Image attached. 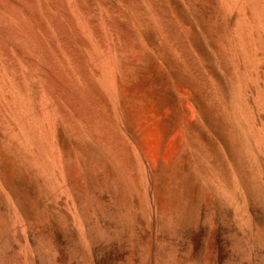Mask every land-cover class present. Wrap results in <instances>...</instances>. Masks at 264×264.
Listing matches in <instances>:
<instances>
[{
    "label": "bare ground",
    "instance_id": "obj_1",
    "mask_svg": "<svg viewBox=\"0 0 264 264\" xmlns=\"http://www.w3.org/2000/svg\"><path fill=\"white\" fill-rule=\"evenodd\" d=\"M124 134V139L130 135L133 140L131 157H141L146 163L148 173L142 174V183L148 185L146 194L151 186L160 212L155 211L163 214L173 234L182 227L183 236L194 190L199 189L200 197L212 201L234 227L233 255L226 264H264V0H0V236L9 233L13 216L27 218L40 212L42 200L57 182L55 177L72 163H80L90 172L102 171L109 186L136 185L141 174L137 180L131 175ZM66 179L62 177L68 186L71 182L65 183ZM71 195L75 199L76 194ZM146 215V220L142 217L145 221ZM75 219L76 225L84 224L85 220L78 218L81 223L77 224ZM85 226L79 227V234L88 250L83 229L90 227ZM129 229L133 230L130 224ZM28 242V253L23 248L26 241L20 244V254L23 250L28 254L25 264H36L34 257L40 251L35 255ZM48 249L46 254L51 255ZM214 264H224L223 258L218 257Z\"/></svg>",
    "mask_w": 264,
    "mask_h": 264
},
{
    "label": "rangeland",
    "instance_id": "obj_2",
    "mask_svg": "<svg viewBox=\"0 0 264 264\" xmlns=\"http://www.w3.org/2000/svg\"><path fill=\"white\" fill-rule=\"evenodd\" d=\"M126 136V134H124L123 135V142L126 140L127 141V144L126 143H124V146L126 147V149H127V162L129 163V165H130V167H131V171H132V173H131V175H133L132 177H133V179H135V180H137V178H136V176L138 177V173L139 174H141V175H139V177H138V180H137V182H138V184H137V182H136V185L135 184H132V185H127V184H125L126 186H125V188L123 187H120V188H118V187H116L117 188V190H116V188L115 187H113V185L112 186H109V185H107V183H106V174L104 173H102V171H100L99 172V174L97 173V172H93L94 173V175H92L93 173L92 172H90V170H89V168L88 167H86L85 168V166H83L82 164H80V163H72L70 166H69V169L65 172V173H61V174H58L56 177H55V179H56V181L57 182H55V184H54V186H53V188H52V190L54 191V193H55V190H58L56 193H55V195H53L54 193H53V191L51 190V193L50 194H48L47 196H45L44 197V199L42 200L43 202H42V205H41V207L42 208H40V212L38 211V213L40 214H35V215H33V216H31V217H27V218H20L19 219V217H17V218H15L16 216H13L12 217V219H13V221L11 220V223H13V224H11L10 226H9V229H8V231H9V233H8V231H7V233L8 234H5L6 236H0V251H1V253H2V264H19V263H21V264H25L26 262V258H27V260H28V251H27V248L28 249H30L29 247H27V245H28V241H30V244H32V246L31 245H29V246H31V248H33V252H35L34 254L36 255V254H38L39 252L38 251H40V255L38 254L37 256H35L34 254V258H35V262H36V264H46L47 262V264H53V262H54V264H62V263H64V264H163L164 263V261H165V259H168L167 260V263H166V261H165V263L164 264H173V262H175L174 264H183V262H185L184 264H214L215 263V260L218 258V257H222L223 258V260H224V264H226V263H228V262H230L231 261V259H232V255H233V243H232V239H233V237H234V234H235V231H234V227L232 226V224H231V222L229 221L230 219L226 216V214L224 213V212H222L217 206H214L213 205V203H212V201H210V200H206V199H204V198H202V197H200L201 196V194H200V190L198 191L197 189H195L194 190V195L195 196H197V198L196 197H194V195H193V197H192V202H191V206L189 207V209H188V212H187V218H186V221L184 222V224H183V228H184V230H183V236H184V238L182 239L181 237H183L182 236V227L178 230V231H176L177 233H176V235H177V237L175 238V239H173L176 235H175V232H174V234H173V230L171 229L170 230V228L167 226V222H166V219H165V217L163 216V214H161V213H159L160 211H159V208H157L156 206H158L157 205V203H156V201H155V198L153 199V190H152V193H151V189H152V187L150 186L149 188H148V190L150 189V191H148V195L146 194V192H147V190H145V186H146V189H147V186L148 185H146L145 184V186H144V184L142 183V174L144 173V172H147V168H146V163L144 162V160H140V159H142L141 157H139L140 159H138V160H136V158H134V156H133V154H132V157H131V152H133L132 150H134V144H133V140H132V137L130 136V135H128L125 139H124V137ZM125 141V142H126ZM129 144V145H128ZM130 145H131V147H130ZM130 148V149H129ZM129 155H130V158H129ZM132 158V159H131ZM129 160V161H128ZM138 161V162H137ZM145 164H144V163ZM141 164H144V165H141ZM139 166V167H138ZM77 167V168H76ZM82 167V168H81ZM84 167V168H83ZM142 168H144V169H142ZM75 169H77V170H75ZM80 169H81V171H80ZM84 169V170H83ZM136 169V170H135ZM137 169H138V171H137ZM139 169H140V171H139ZM141 169H142V171H141ZM147 169V170H146ZM87 170H88V173H87ZM76 171V172H75ZM80 171V172H79ZM81 172H82V174H81ZM140 172H142V173H140ZM90 173V174H89ZM98 175H97V174ZM100 173L104 176H102V175H100ZM148 173V172H147ZM66 174V175H65ZM87 176H86V175ZM136 174V175H135ZM144 174H146V173H144ZM143 174V175H144ZM62 175V176H61ZM71 175V176H70ZM91 177H90V176ZM96 175V176H95ZM60 176H61V178H60ZM84 176V177H83ZM60 178V180L58 179V178ZM62 177L64 178V179H66L65 180V183L67 182V181H69V182H71V183H69L68 184V186H67V184L65 185L64 184V180L62 181ZM66 177V178H65ZM70 177H71V179H70ZM91 179H90V178ZM94 177H96V178H94ZM84 178H85V180H84ZM87 178V179H86ZM59 181H58V180ZM76 179H78L77 181H76ZM79 179H82V180H79ZM104 179V180H103ZM94 180V181H93ZM62 181V184L63 185H65V186H63V189L65 190V192L62 190V185H61V182ZM85 183H84V182ZM88 181H89V183H88ZM58 182L60 183V185H58ZM78 182H79V184H78ZM80 182H82V184H83V186H82V184L80 183ZM88 183V186H89V184L92 186L90 189L87 187V183ZM140 182H141V184H140ZM97 183V184H96ZM105 183V184H104ZM94 184H95V186H94ZM140 184V185H139ZM71 185V186H70ZM133 185H135V186H137V185H139V187H141V188H137V187H135V186H133ZM56 186H58V187H56ZM88 188L87 190H86V187ZM99 186H101V187H99ZM109 186V187H108ZM143 186V187H142ZM54 187H55V189H54ZM75 187V188H74ZM76 187H77V189H76ZM133 187V188H132ZM58 188V189H57ZM70 188V189H69ZM95 188V189H94ZM100 190L101 191V195H100V191L99 192H97L98 190ZM100 188V189H99ZM114 190H113V189ZM130 188V189H129ZM136 190H135V189ZM144 188V189H143ZM59 189H60V191H59ZM67 189L69 190L68 191V193H66L67 192ZM85 189V190H84ZM131 189H133L132 191H131ZM89 190V191H88ZM106 190V191H105ZM116 190V191H115ZM120 191V193H119V191ZM129 190V191H128ZM142 191V193L141 194H139L141 191ZM61 191H63V194H62V192ZM71 191V192H70ZM83 191V192H82ZM85 191H86V193H85ZM88 191V192H87ZM103 191V192H102ZM118 191V192H117ZM122 191V192H121ZM137 191H138V193H137ZM61 192V193H60ZM70 192V193H69ZM97 192V193H96ZM197 192V193H196ZM72 193H75L76 194V197H74L75 199H73L72 200V198H73V196L71 195ZM82 195H81V194ZM105 193H107V194H105ZM136 193H137V197L135 196L136 195ZM60 194V195H59ZM69 196L68 198H67V196ZM94 194V196H93V200L91 199L92 198V195ZM111 196H110V195ZM123 194H126V195H123ZM129 194V195H128ZM146 194V195H145ZM151 194H152V196H151ZM50 195H52V196H50ZM60 197V198H57L58 196ZM62 195H63V197H65V198H62ZM89 195V196H88ZM97 195V197H95ZM102 195H104V196H102ZM109 195V196H108ZM113 195V196H112ZM117 195V196H116ZM121 195V196H120ZM139 195V196H138ZM145 195V196H144ZM50 196V197H49ZM86 196V198H84ZM101 198H100V197ZM108 196V197H107ZM119 196V197H118ZM147 196V197H146ZM48 197H49V199H48ZM54 197H56V198H54ZM110 197H112V198H110ZM130 199H128V198ZM141 197L142 198V201L141 200H139V198ZM151 197V198H150ZM53 198V199H52ZM62 198V199H61ZM103 198V199H102ZM120 198V199H119ZM125 198H126V200H125ZM140 198V199H141ZM143 198H145V199H143ZM147 198H148V200H147ZM150 198V199H149ZM203 199V200H201V199ZM55 199V200H54ZM58 201H57V200ZM60 199L62 200V202L60 201ZM64 199V200H63ZM87 199H89V200H87ZM91 199V200H90ZM98 199V200H97ZM100 199V200H99ZM118 199H119V201H118ZM45 200V201H44ZM52 200H53V202L54 203H52ZM68 200V203L67 204H69L68 206H67V204H66V201ZM86 202H85V201ZM101 200H102V202H101ZM109 200V201H108ZM120 200H122V201H120ZM123 200H125V201H123ZM155 202H154V201ZM206 200V202H204ZM51 201V202H50ZM65 201V202H64ZM75 201V202H74ZM84 201V202H83ZM87 201H89L88 203L90 204H88L87 203ZM96 201V202H95ZM99 201V202H98ZM105 201V202H104ZM201 201V202H200ZM6 202V203H5ZM4 202V204H5V208H6V205H7V209H8V204H7V200ZM45 202V203H44ZM49 202L51 203V204H49ZM57 202H58V204H57ZM84 204H83V203ZM95 202V203H94ZM108 202V203H107ZM119 202V204L117 205V203ZM121 202V203H120ZM126 202V203H125ZM141 202V203H140ZM145 202V203H144ZM198 202V203H197ZM75 203H77V205L75 204ZM85 203H87L88 205H86ZM97 203V204H96ZM102 203H103V205H102ZM112 205H111V204ZM123 203V204H122ZM143 203H144V205L145 206H143L142 207V205H143ZM149 203H152V205L150 204V207H149ZM203 203H205L204 204V206H203ZM207 203V204H206ZM44 204V205H43ZM54 204V205H53ZM57 204V205H56ZM74 204V205H73ZM96 204V205H95ZM98 204H99V207L101 206V208H98L97 209V207H98ZM107 204V205H106ZM125 204L127 205L126 207L127 208H125ZM128 204H129V206H128ZM131 204V205H130ZM140 204H142V205H140ZM49 205V206H48ZM66 205V206H65ZM72 205V206H71ZM84 205V206H83ZM93 205V206H92ZM104 205H106L107 207L106 208H108V209H106L105 207H104ZM124 205V206H123ZM197 207H196V206ZM47 207V209H46V207ZM74 206V207H73ZM77 208H76V207ZM85 206H88V207H86L87 208V213H85V214H83L82 212H86V208H84ZM103 206V207H102ZM115 206V207H114ZM120 206V207H119ZM121 206H122V208H121ZM139 208H138V207ZM142 208H141V207ZM152 206H155V207H152ZM206 206H207V209H206ZM44 207H45V209H44ZM52 207H54V208H52ZM62 207V208H61ZM65 207V208H64ZM91 207H93V208H90ZM110 207V208H109ZM116 207H118V208H116ZM129 207V208H128ZM130 207H132V208H130ZM145 207H147V208H149L150 210H146L147 208H145ZM151 207L152 208H155L154 210L153 209H151ZM202 207V209H200ZM215 207V208H214ZM52 208V209H51ZM84 208V209H83ZM103 208H105V209H103ZM124 208V209H123ZM145 208V209H144ZM156 208L158 209L157 211H159V212H157V211H155L156 210ZM200 209V211H201V213L203 212V214H199V212L200 211H198L199 209ZM213 208V209H212ZM59 211L58 213L56 212L57 210ZM67 209H68V211H67ZM72 209V210H71ZM78 209V211H76ZM93 209V210H92ZM100 209V210H99ZM119 209V210H118ZM138 209V210H137ZM143 211H142V210ZM210 209V210H209ZM215 209V210H214ZM217 209V210H216ZM44 210V211H43ZM45 210H47V211H45ZM63 210V211H62ZM81 211V213H80V211ZM95 210V211H94ZM97 210V211H96ZM109 210V211H108ZM114 210V211H113ZM117 210H118V212H117ZM128 210V211H127ZM130 210V211H129ZM139 210H140V212H139ZM191 210H192V212H191ZM197 210V211H196ZM203 210V211H202ZM206 210V211H205ZM211 210H213V211H211ZM41 211H43V212H41ZM69 211H70V213H69ZM72 211H73V214H72ZM90 213H89V212ZM105 211V212H104ZM111 211V212H110ZM116 211V212H115ZM120 211V212H119ZM142 211V212H141ZM146 211H148V215H146ZM152 211L156 214H154V213H152ZM217 212V214H216V212ZM48 213L49 215L47 216V214L45 215V213ZM64 212V213H63ZM77 212L79 213L78 214V217H77ZM96 214H99V215H97V216H95L94 214L95 213ZM99 212V213H98ZM103 212L105 213V214H103ZM108 212V213H107ZM129 212V214H127ZM134 212H136V213H134ZM151 212V213H150ZM157 212V213H156ZM207 214H206V213ZM211 212H213V213H211ZM222 212V213H221ZM52 213V214H51ZM63 213V214H62ZM74 213H75V215H76V217H73L72 215H74ZM116 213V214H115ZM119 213V214H118ZM120 213H121V215H120ZM140 215H139V214ZM143 213L146 215V216H148V219H149V221L151 222L152 221V223L153 224H151L150 222V224L149 223H147L148 222V219H147V221H145L146 220V218L147 217H145V215H143ZM191 213V214H190ZM199 214V216H197L198 214ZM208 213H209V215H208ZM58 214V215H57ZM124 214V215H123ZM57 217H56V216ZM66 215V216H65ZM69 215V216H68ZM79 215H82L81 217H83L84 218V220L83 219H81L80 217H79ZM88 215V216H87ZM90 215H91V218H90ZM102 215V216H101ZM115 215V216H114ZM133 215H135L134 217H133ZM139 215V216H138ZM150 215H151V217H150ZM159 215V216H158ZM201 215V216H200ZM208 215V216H207ZM217 215V216H216ZM37 216H39V217H37ZM44 217V218H42V219H40V217ZM46 216V217H45ZM54 218H53V217ZM105 216H107V218L109 219V220H107V218H105ZM110 216V217H109ZM114 216V217H113ZM122 216H124V218L122 217ZM141 216V217H140ZM158 216V217H157ZM160 216H161V218H160ZM162 216L164 217V218H162ZM193 216V217H192ZM214 216V217H213ZM225 217V218H223V217ZM36 217H37V219H36ZM64 217V218H63ZM86 217V218H85ZM102 217H104V219L102 218ZM118 217V218H117ZM123 219V221L122 220H120L121 218ZM129 217H130V220H129ZM145 219H143V218ZM154 217V218H153ZM157 217V218H156ZM189 217V218H188ZM195 217V218H194ZM199 217V219H198V221H196L197 219L196 218H198ZM201 217V218H200ZM210 217V218H209ZM215 217H217V218H215ZM47 219V221L48 220H50V221H48L49 223H47V225L45 224L46 223V219ZM62 218V219H61ZM75 218H77V224H80L81 222H83L84 221V224H82V225H84L85 226V223H86V226H85V228L87 227H90V229L88 230V229H83V231L84 230H86L87 232H84V233H87V235L86 234H84V236L86 237V239L88 238V240H89V242L87 241V243L88 244H90L91 245V247H90V245H89V248H87L88 250H86V247L87 246H85V238L83 237L82 238V235L81 234H79V233H82V232H80V231H82L81 229H82V227H84V226H82L81 224V226L80 225H76V223H75ZM78 218L80 219V223H79V220H78ZM88 218V219H87ZM116 218H117V220H116ZM150 218H153L154 220H151ZM161 220H160V219ZM191 218H192V220H191ZM219 218H221V219H219ZM56 221H55V220ZM69 219V220H68ZM89 219L91 220V221H93L94 220V222H89ZM97 219H101L99 222L101 223V225H102V227L105 225V224H107V225H105L104 226V228H101L100 227V223L98 222V220ZM157 221H156V220ZM196 219V220H195ZM201 219V220H200ZM206 219V220H205ZM213 219V220H212ZM214 219L216 220L214 223H213V221H214ZM223 219V220H222ZM228 219V220H227ZM24 220H25V222H24ZM28 220V221H27ZM41 220H43L42 222L44 223V221H45V223H44V225H46V226H44L43 224H42V222H41ZM62 220H64V222L62 221ZM83 220V221H82ZM86 220H88V221H86ZM96 220V221H95ZM106 220V221H105ZM116 222H115V221ZM162 220H165V222L163 221L162 222ZM212 220V221H211ZM226 220V221H225ZM16 221H17V225H16ZM22 223H21V222ZM30 221V222H29ZM69 221V222H68ZM105 223H104V222ZM125 221H126V223L127 224H124L125 223ZM130 221V222H129ZM139 223H138V222ZM195 221V222H194ZM207 221V222H206ZM225 221V222H224ZM33 222V223H32ZM40 222H41V224H40ZM70 222H72V224L70 223ZM97 222V223H96ZM123 222V223H122ZM140 222H141V224H143L144 222L146 223H144L143 225H140ZM160 222V223H159ZM162 222V223H161ZM187 222H189V223H187ZM193 222V223H192ZM198 222L200 223L199 225H198ZM212 223V224H210V223ZM224 222V223H223ZM19 223V224H18ZM20 223H21V226H20ZM25 223H27L26 225H28V226H24L25 225ZM29 223V224H28ZM35 223V224H34ZM51 223V225H49ZM69 223H70V225H69ZM74 223H75V225H74ZM108 223H110V224H108ZM114 223H116L115 225H114ZM154 223H156V224H154ZM186 223V224H185ZM190 223H192L191 224V227H189V225H190ZM227 223V224H226ZM229 223H230V226H229ZM39 224V225H38ZM66 224V225H65ZM104 224V225H103ZM111 224H112V229L113 230H111ZM118 224V225H117ZM123 224V225H122ZM129 224H130V227H132L133 228V230H130L129 229ZM158 224V225H157ZM166 224V225H165ZM14 225V226H13ZM16 225V226H15ZM30 225L32 226L31 227V229L29 230V227H30ZM40 227H38V226ZM52 225H54V227H52ZM68 225V226H67ZM93 225V226H92ZM95 225V226H94ZM97 225H98V227H97ZM128 225V226H127ZM136 227H135V226ZM146 225V226H145ZM164 225H165V228H164ZM187 225V226H186ZM194 225V226H193ZM18 226V227H17ZM41 226H43L44 227V229L41 227ZM74 226H76L75 228H74ZM77 226H78V228L79 227H81V229L79 228V231L77 232ZM93 228H92V227ZM109 226H110V228H109ZM123 226H124V229H123ZM192 226L195 228V229H193L192 228ZM198 226V227H197ZM17 227V228H16ZM25 227V228H24ZM27 227V228H26ZM96 227V228H95ZM135 227V228H134ZM156 228V230H155V228ZM197 227V228H196ZM232 229H231V228ZM14 228H15V230H14ZM34 228H36V230L34 229ZM53 229V230H51V229ZM92 228V229H91ZM97 228L99 229V230H97ZM107 228H108V231H107ZM114 228H115V231H114ZM147 228H149L148 230H147ZM157 228H158V230H157ZM189 228H190V230H189ZM17 229H19V230H17ZM22 229H25V230H22ZM26 229H28L27 231H26ZM41 229V230H40ZM43 229V230H42ZM48 229V230H47ZM70 229V230H69ZM75 229V230H74ZM95 229V230H94ZM101 229V230H100ZM122 229V230H121ZM138 229V230H137ZM161 229H163V230H161ZM164 229H166L165 231H164ZM230 229H231V231H230ZM12 230V231H11ZM72 230V231H71ZM74 230V231H73ZM90 230H91V232H90ZM106 230V231H105ZM116 230H117V232H116ZM118 230H120V231H118ZM137 230V231H136ZM146 230V231H145ZM168 230L170 231V233L168 232ZM190 231V233H188L189 231ZM11 231V232H10ZM18 231V232H17ZM20 231H21V233H20ZM24 231H26L25 232V235H27V236H25L23 233H24ZM33 231H35V232H33ZM44 231H46V232H44ZM48 231V232H47ZM49 231H51L50 233H49ZM52 231H54L55 232V234L52 232ZM91 233H89V232ZM98 231H100L99 233H98ZM103 231V232H102ZM130 231V232H129ZM137 233H136V232ZM156 231H157V234H156ZM159 231H161V233H159ZM192 231V232H191ZM38 232V233H37ZM94 232V233H93ZM96 232V233H95ZM168 232V233H167ZM171 232H172V234H171ZM187 232V233H186ZM19 235H18V234ZM30 233V234H29ZM31 233H34V234H31ZM43 233H44V235H43ZM47 233H48V235H47ZM109 233H111V234H109ZM116 233H117V235H116ZM133 233V234H132ZM11 234V235H10ZM13 234V235H12ZM18 235V237H19V239H18V237H14L15 235ZM23 234V235H22ZM49 234H50V236H49ZM93 234V235H92ZM98 236H97V235ZM102 234V235H101ZM115 234V235H114ZM118 234H119V236H118ZM128 234V235H127ZM170 236H169V235ZM186 234V235H185ZM80 235H81V237H80ZM91 235V236H90ZM129 235H130V237H129ZM163 235H165V236H163ZM29 236V237H28ZM36 236H38L37 238H36ZM45 237V239L47 238L48 240L50 239V241L52 242V243H55V246H54V244H53V249H54V247H55V249L53 250L54 252H52L51 253V251H52V243H51V245H47V244H50V241H48V240H45L44 241V237ZM54 236V237H53ZM96 236L98 237V238H96ZM102 236H105V237H102ZM156 236L158 237V239H160L161 241H158L159 242V245H157V238H156ZM159 236H160V238H159ZM179 236H180V238H179ZM190 236V237H189ZM9 237H11V239L9 238ZM16 239V241H15V239ZM21 237L23 238L22 240H21ZM26 237V238H25ZM27 237H28V239H27ZM33 237V238H32ZM40 237H41V239H40ZM42 237H43V239H42ZM79 237V238H78ZM94 237V238H93ZM166 237V239L165 240H163L164 238ZM169 237V238H168ZM188 237V238H187ZM8 238H9V240H8ZM36 238V239H35ZM72 238H74L73 239V241H71L72 240ZM77 238V239H76ZM83 239V240H80V239ZM102 238H104V239H102ZM110 238V239H109ZM167 238H168V240H167ZM170 238H172V239H170ZM7 239V240H6ZM14 239V240H13ZM34 239V240H33ZM91 239V240H90ZM94 239V240H93ZM107 239V240H106ZM122 239V240H121ZM6 240V241H5ZM18 240V241H17ZM24 240V243L22 242ZM32 240V241H31ZM37 240L39 241V242H37ZM54 240V241H53ZM105 240V241H104ZM117 240V241H116ZM123 240H124V242H123ZM172 240H173V242H172ZM175 240V241H174ZM179 242H178V241ZM180 240H182V241H180ZM190 240V241H189ZM8 241H11V242H8ZM19 241H21L20 243H19ZM26 241H27V244H25L26 243ZM47 241H48V243H47ZM84 241V242H83ZM98 241V242H97ZM101 241L103 242V244L101 243ZM121 241V242H120ZM142 241V242H141ZM149 241H150V243H149ZM165 242V244L163 245V242ZM168 241V243L166 244V242ZM170 241L172 242V243H170ZM178 243H177V242ZM15 242V243H14ZM42 242V243H41ZM43 242H44V244H45V246H44V244H43ZM81 242V243H80ZM83 242V243H82ZM116 242V243H115ZM120 242V243H119ZM148 242V243H147ZM174 242L176 243V244H174ZM196 242V243H195ZM4 243V244H3ZM9 243V244H8ZM34 243V244H33ZM39 243V244H38ZM41 243V244H40ZM75 243V244H74ZM77 243V244H76ZM86 243V245H88ZM139 243V244H138ZM142 243V244H141ZM146 243H147V245H146ZM160 243H161V245H162V247H161V245H160ZM10 244H11V248H13L12 250H13V253H12V250H11V248L10 247H8V245L10 246ZM20 244H22V245H24L25 244V246H26V248L23 246V248L25 249V251H27V253L23 250V252L24 253H26L27 254V257H25V254L23 253V252H21V253H23V255H21L20 254V250H22L23 248H22V245H20ZM43 244V245H42ZM71 244V245H70ZM84 244V245H83ZM92 244H94V245H92ZM101 244V245H100ZM149 244V245H148ZM173 245V248H175L176 249V251H177V253H176V251H175V249H173V248H171L172 247V245ZM190 244H191V247H190ZM5 245H6V247H5ZM12 245H14V247H12ZM38 245H40L41 247L39 248L38 247ZM73 245V246H72ZM154 245V246H153ZM167 245H170V246H168V247H166ZM175 245V246H174ZM193 245V246H192ZM3 246V247H2ZM51 248H50V247ZM152 246V247H151ZM158 246V247H157ZM160 246V247H159ZM5 247V248H4ZM37 249H36V248ZM43 247V248H42ZM44 247H46V248H44ZM56 247H57V253H59L58 255H59V257H57L58 255L55 253V250H56ZM84 247H85V249H84ZM96 247V248H95ZM140 247V248H139ZM142 247H144V248H142ZM147 247V250H145V248ZM177 247V248H176ZM4 248V249H3ZM10 250H9V249ZM50 250H49V249ZM76 248H77V250H76ZM79 248H81V250H78ZM95 248V249H94ZM151 248V249H150ZM158 248V249H157ZM163 248V249H162ZM168 249V251H165V249ZM171 248V249H170ZM3 249V250H2ZM8 249V250H7ZM15 249V250H14ZM39 249V250H38ZM43 249H44V251H43ZM47 249L49 250L48 252L49 253H51V255L49 254V255H47L48 253H47ZM69 249V250H68ZM92 249V250H91ZM94 249V250H93ZM143 251H142V250ZM156 249H157V252H159V250H162V251H160L159 253H163L164 255H162V253L159 255V253L157 254V252H156ZM74 250V251H73ZM85 250V251H84ZM171 252H170V251ZM174 250V251H173ZM6 251V252H5ZM43 253H42V252ZM77 251V252H76ZM78 251H80L79 253H80V256H79V253H78ZM92 251V253H95L94 255L92 254V256L94 257H92V256H89V255H91V252ZM146 251V253H145V255H143L142 253L143 252H145ZM148 251V252H147ZM155 251V252H154ZM207 251V252H206ZM231 251V252H230ZM8 252H10V253H8ZM45 252V253H44ZM70 252V253H69ZM72 252V253H71ZM166 252V253H165ZM172 252H174L173 254H172ZM19 253V254H18ZM47 253V254H46ZM84 253V254H83ZM85 253H86V255H87V257H84V256H86L85 255ZM88 253H89V255H88ZM157 255H156V254ZM175 253H176V255H175ZM182 253V254H181ZM8 254V255H7ZM52 254H55V255H57V256H55V255H52ZM78 254V255H77ZM141 254H142V256H143V258H142V256H141ZM149 255L150 254V256H146V255ZM168 254H170V259H169V255ZM178 254V255H177ZM221 256H220V255ZM232 254V255H231ZM18 255H21V257H22V260H20L19 261V259H21ZM47 255V256H46ZM71 255H73V256H71ZM155 255V256H154ZM166 255V256H165ZM167 255H168V258H165V257H167ZM171 255H175L176 256V258H175V256L173 257V256H171ZM216 255H217V258H216ZM41 256V257H40ZM50 256V257H49ZM52 256V257H51ZM54 256H55V258H56V261L57 260H59V262L57 261V263H55V258H54ZM146 256V257H145ZM162 256V257H161ZM13 259H11V258ZM18 257H19V259H18ZM42 258V260H40V258ZM47 258V259H45L44 260V258ZM77 257H79V258H77ZM144 257H145V259H144ZM154 257V258H153ZM8 258H10V259H8ZM36 258H37V260L38 261H36ZM50 259V262H49V259ZM51 258L53 259L54 258V260H52L51 261ZM58 258V259H57ZM73 258V259H72ZM75 258V259H74ZM81 258H83L84 260H86V261H82L81 260ZM88 258H90V259H88ZM149 258V259H148ZM158 260H157V259ZM159 258H161L162 260H163V258H164V260H163V263H162V260L161 261H159ZM175 258V259H174ZM181 258V260H179ZM183 258V259H182ZM195 258V259H194ZM229 258V259H228ZM17 259V260H16ZM24 259H25V261H24ZM92 259H94V260H92ZM141 259H143V261H141ZM146 259H147V262H146ZM156 259V260H155ZM171 259H174V260H176V261H173V260H171ZM209 259V260H208ZM4 260H6V261H4ZM15 260V261H14ZM75 260V261H74ZM80 260V261H79ZM88 260H90V261H88ZM171 260V261H170ZM179 260V261H178ZM182 260H183V262H182ZM7 261L9 262V263H7ZM10 261H11V263H10ZM14 261V262H13ZM19 261V262H18ZM62 261V262H61ZM88 261V262H87ZM145 261V262H144ZM160 262V263H158V262ZM168 261H169V263H168ZM228 261V262H227ZM6 262V263H5ZM15 262H18V263H15ZM24 262V263H23ZM38 262V263H37ZM132 262V263H131ZM179 262V263H178ZM35 264V263H34Z\"/></svg>",
    "mask_w": 264,
    "mask_h": 264
}]
</instances>
